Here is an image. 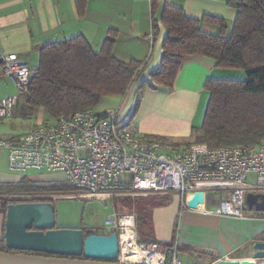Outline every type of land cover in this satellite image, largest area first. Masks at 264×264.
Segmentation results:
<instances>
[{"label": "crops", "instance_id": "crops-1", "mask_svg": "<svg viewBox=\"0 0 264 264\" xmlns=\"http://www.w3.org/2000/svg\"><path fill=\"white\" fill-rule=\"evenodd\" d=\"M159 1L154 30L152 0H87L84 16L80 15L75 0H0V46L5 54H17L23 63L34 69L39 63L38 50L44 45L82 35L95 51H99L109 31L115 30L118 35L114 57L123 62L142 63L140 78L123 112L129 114L135 105L137 87L142 82L152 83L150 75L158 69L163 58L166 30L160 15L166 0ZM168 2L182 8L188 18L202 20L208 15L223 19L228 34L238 14L228 5V0ZM201 29L212 35L221 32L209 23H201ZM245 79V71L218 68L216 61L206 56H187L173 88L155 86L142 92L132 122L142 138L180 146V142L192 138L193 131L203 124L210 98L207 81ZM5 84L7 91L0 100L16 95L15 85L10 81ZM13 137L5 133L0 140ZM23 174L9 170L8 151L0 150V183L19 182ZM26 178L45 184L65 180L60 172H38ZM158 197H167L168 201L153 208V230L146 233L148 241L167 246L177 243L179 257L185 264H216L219 260L264 264V259H255L258 252L255 244L264 242V212L247 206L246 218L215 214L222 200V194L216 192L205 194L195 210H183L180 193ZM5 224L6 213L0 210V241L4 240Z\"/></svg>", "mask_w": 264, "mask_h": 264}, {"label": "built area", "instance_id": "built-area-1", "mask_svg": "<svg viewBox=\"0 0 264 264\" xmlns=\"http://www.w3.org/2000/svg\"><path fill=\"white\" fill-rule=\"evenodd\" d=\"M0 68V76L19 91L0 100V119H8L29 91L31 72L17 54H5L1 46ZM123 112L120 106L60 115L53 124L36 125L15 138L0 140V150L8 151L11 172H60L71 186L93 196L176 192L183 197V210H195L205 194L216 192L222 200L215 214L246 218L247 194L264 195V143L210 148L147 141L130 119L123 122ZM196 194L200 199L191 206L187 197ZM108 224L111 233H118V263L185 264L177 243L167 246L145 240L134 214L111 216ZM128 230L133 234L124 248Z\"/></svg>", "mask_w": 264, "mask_h": 264}, {"label": "trees", "instance_id": "trees-1", "mask_svg": "<svg viewBox=\"0 0 264 264\" xmlns=\"http://www.w3.org/2000/svg\"><path fill=\"white\" fill-rule=\"evenodd\" d=\"M75 2L84 16L87 0ZM228 5L238 11L230 34L223 19L208 15L202 20L188 18L182 8L166 0L160 15L166 30L163 58L150 75L152 83L142 82L137 87L135 105L128 114L130 121L139 108L142 92L155 86L173 88L182 61L187 56L202 55L214 59L218 68L245 71L246 79L207 81L209 103L201 128L193 131L194 144L217 148L264 142V0H228ZM159 6V0H152L154 30ZM201 23L217 26L220 34L203 31ZM117 35L110 30L99 51L82 35L39 48V63L30 69L25 95L28 110L33 113L43 109L57 118L84 109L95 110L106 97L125 96L140 78L142 63L114 57ZM57 184L27 178L0 183V210L6 213L10 204L50 203L52 193L63 187ZM162 199L154 207L167 203V197ZM86 232L85 236L92 233ZM4 242L0 241V252H8Z\"/></svg>", "mask_w": 264, "mask_h": 264}, {"label": "water", "instance_id": "water-1", "mask_svg": "<svg viewBox=\"0 0 264 264\" xmlns=\"http://www.w3.org/2000/svg\"><path fill=\"white\" fill-rule=\"evenodd\" d=\"M199 199V194L187 197L191 206ZM246 203L249 209L264 212V195L249 193ZM4 240L8 252H0V264H120L117 232L85 236L82 229L57 228L50 203L8 205ZM255 248V259H264V242ZM216 264L236 263L219 260Z\"/></svg>", "mask_w": 264, "mask_h": 264}, {"label": "rangeland", "instance_id": "rangeland-1", "mask_svg": "<svg viewBox=\"0 0 264 264\" xmlns=\"http://www.w3.org/2000/svg\"><path fill=\"white\" fill-rule=\"evenodd\" d=\"M5 81L9 82L6 78L0 76V96L7 91L3 86ZM14 88L16 95H19L18 89L15 86ZM131 92H133V89H130L123 97L104 98L101 104L95 108V111H105L121 106V111L123 112L132 94ZM55 119L43 109L31 113L26 107V96L22 95L14 116L8 119H0V138H4L5 133L14 135L15 138L29 132L36 125L53 124L55 123ZM122 119L123 122L128 121V113H123ZM146 140L154 141L150 139ZM194 143L195 139L192 137L187 141L183 140L180 142V146H188V144L192 145ZM34 174H38V172L28 170L22 175L21 180ZM127 180H129V176H127ZM56 183H58V186H63L59 191L51 195L50 204L54 210L56 227L82 229L84 232L90 231L99 235L111 232L108 224L111 216L117 217L124 214H134L137 231L147 240L146 233H152L153 230L151 215L154 204L163 200L161 197H157L160 194L140 191L127 192L124 195H114L111 197L106 195L93 196L81 189L70 186L63 179ZM138 219H140L139 222H137Z\"/></svg>", "mask_w": 264, "mask_h": 264}, {"label": "bare ground", "instance_id": "bare-ground-1", "mask_svg": "<svg viewBox=\"0 0 264 264\" xmlns=\"http://www.w3.org/2000/svg\"><path fill=\"white\" fill-rule=\"evenodd\" d=\"M133 232L131 230H128V234H124L123 240H124V248H126V240L132 237Z\"/></svg>", "mask_w": 264, "mask_h": 264}, {"label": "flooded vegetation", "instance_id": "flooded-vegetation-1", "mask_svg": "<svg viewBox=\"0 0 264 264\" xmlns=\"http://www.w3.org/2000/svg\"><path fill=\"white\" fill-rule=\"evenodd\" d=\"M13 253H16V252H13ZM25 254H30V255H35L33 253H25ZM60 258V257H59ZM62 258V257H61ZM80 259H84V258H80Z\"/></svg>", "mask_w": 264, "mask_h": 264}, {"label": "clouds", "instance_id": "clouds-1", "mask_svg": "<svg viewBox=\"0 0 264 264\" xmlns=\"http://www.w3.org/2000/svg\"><path fill=\"white\" fill-rule=\"evenodd\" d=\"M111 234V233H110Z\"/></svg>", "mask_w": 264, "mask_h": 264}]
</instances>
